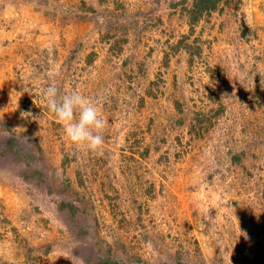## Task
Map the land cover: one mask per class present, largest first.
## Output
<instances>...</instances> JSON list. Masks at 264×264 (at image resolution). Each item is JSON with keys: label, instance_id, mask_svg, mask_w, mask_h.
<instances>
[{"label": "rangeland", "instance_id": "374dc122", "mask_svg": "<svg viewBox=\"0 0 264 264\" xmlns=\"http://www.w3.org/2000/svg\"><path fill=\"white\" fill-rule=\"evenodd\" d=\"M194 2L0 0V264H264V0Z\"/></svg>", "mask_w": 264, "mask_h": 264}, {"label": "clouds", "instance_id": "9594fccd", "mask_svg": "<svg viewBox=\"0 0 264 264\" xmlns=\"http://www.w3.org/2000/svg\"><path fill=\"white\" fill-rule=\"evenodd\" d=\"M43 98L74 146L95 155H103L104 132L108 122L96 100L76 90L61 95L54 84L45 89Z\"/></svg>", "mask_w": 264, "mask_h": 264}, {"label": "trees", "instance_id": "16d2710c", "mask_svg": "<svg viewBox=\"0 0 264 264\" xmlns=\"http://www.w3.org/2000/svg\"><path fill=\"white\" fill-rule=\"evenodd\" d=\"M223 0H195L189 11L194 22H197L204 14L215 11ZM176 264H182L177 262Z\"/></svg>", "mask_w": 264, "mask_h": 264}]
</instances>
